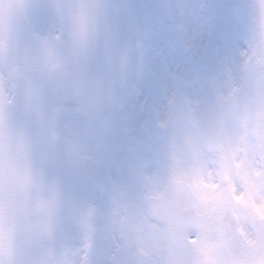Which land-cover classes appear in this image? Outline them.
Listing matches in <instances>:
<instances>
[{
	"label": "snow or ice",
	"instance_id": "1",
	"mask_svg": "<svg viewBox=\"0 0 264 264\" xmlns=\"http://www.w3.org/2000/svg\"><path fill=\"white\" fill-rule=\"evenodd\" d=\"M261 8L264 13V0ZM40 11L49 17L47 30L34 23ZM120 15L119 6L87 0H46L30 6L33 58L25 64L23 79L0 88V110L7 106L20 111L25 105L32 109L23 137L0 124V219L8 216L13 199L19 202L21 197L30 208L48 214L52 255L47 264H177V249L199 252L206 243L204 227L191 224L182 208L183 198L196 191L195 185L177 187L163 169L149 165L160 145L156 140L149 143L147 137L154 128L169 132L179 131L189 121L207 124L214 116L210 81L239 93L237 99L264 96V32L258 43L251 33L238 62L203 80L187 67L161 66L164 94L152 102L146 99L139 106L142 119L126 117L122 129L128 153L146 163L140 169L133 167L127 182L109 177L107 205L101 208L81 193L99 189V178L89 176L88 164L100 169L104 161L88 152L79 134L62 131L60 122L75 111L93 123H103L110 100L109 73L126 78L133 56L132 46L121 43ZM196 39L193 36L192 42ZM201 48L207 52L206 45ZM49 62L61 71L50 73ZM194 87L199 88L195 94ZM254 119L257 136L247 155L256 173L264 174V143L259 139L264 136V115L257 112ZM238 155L240 163L244 156ZM40 260L35 238H21L12 264H40ZM241 264H264V253L244 257Z\"/></svg>",
	"mask_w": 264,
	"mask_h": 264
},
{
	"label": "rangeland",
	"instance_id": "2",
	"mask_svg": "<svg viewBox=\"0 0 264 264\" xmlns=\"http://www.w3.org/2000/svg\"><path fill=\"white\" fill-rule=\"evenodd\" d=\"M45 2L46 0H0V5L13 4L15 12L11 19L19 31L16 34V40L6 38L4 42H1L3 50L5 43H8L7 46L14 44L24 47L29 41L28 20L25 18L26 14H30L29 5ZM127 3V11L120 15L122 45L130 44L133 52L139 50L143 53H153L158 57L159 69L164 65L187 67L194 70L200 79L224 66L238 62L240 52L247 47L251 33L254 36V42L258 43L261 32H264L261 0H128ZM4 10L5 6L1 5L0 22L2 21L1 12ZM44 14L43 12L42 16ZM37 15L40 16V14ZM48 18H42L40 23L35 21L34 23L43 30H47ZM6 20L7 13L3 18V21ZM4 25L5 22H2V26ZM178 25H182V28ZM7 31L5 30L3 35H6ZM193 36L197 37L194 43ZM190 43L191 47H189ZM203 45L207 46V52L202 50ZM32 58L31 53L29 57L13 60L17 67L12 70H9L7 62V65L2 68V75L8 72L7 75L11 73L12 77L7 80L0 75V88L4 85L11 86L17 80L23 79L25 64ZM138 62L141 61L132 60L129 69L137 71L142 68L137 64ZM2 63L0 56V64ZM159 74L162 78V74ZM212 84L220 103H224V111L227 115L230 113L227 121L231 123L235 117L247 121V125L239 122L237 129L230 132L227 141L232 142L234 150L238 149L239 153L243 154L244 166L253 175L250 186L254 190V195L258 193L264 195V174L256 173L247 155L252 141V135L248 138L247 133L254 127L253 132L257 134L254 116L257 112L264 115V96L257 97L254 94L251 99H237L239 93H231ZM197 92V87H194L193 93ZM163 94L164 89L160 83L159 97ZM19 122H21L20 115H16L13 109L5 106L0 110V124L11 126L16 130L15 126H18ZM232 135L235 138L232 139ZM259 139L264 143V136H260ZM263 201L264 197L260 202L258 201V206L262 205ZM261 207L264 209V205Z\"/></svg>",
	"mask_w": 264,
	"mask_h": 264
},
{
	"label": "flooded vegetation",
	"instance_id": "3",
	"mask_svg": "<svg viewBox=\"0 0 264 264\" xmlns=\"http://www.w3.org/2000/svg\"><path fill=\"white\" fill-rule=\"evenodd\" d=\"M72 113V114H71ZM71 114V115H69ZM63 127L69 128L73 126L75 134H79L81 139L86 143L88 152L94 156L101 158L104 161V166L112 168V160L107 153L108 141L101 129L97 127L86 115H81L75 111L67 112V116L63 117ZM83 155V154H82ZM142 160V159H141ZM152 165V164H149ZM142 168V167H141ZM209 169H212L211 176ZM165 173L169 180H175L178 184L185 185L191 182L195 185L194 191V212L193 214L202 221L200 223L204 227L205 245L196 253H192L196 258V264H222L225 259L221 256L220 251V166L216 165L213 160L206 158L200 166L189 172L187 178L177 171L173 166L165 168ZM117 180L125 181L119 176L115 175ZM109 188V186H108ZM88 192L85 191L81 195L85 199L94 200L101 208L107 205V192ZM29 209L37 210L28 207L25 200L23 202H12V208L9 213L12 214L14 219H25L29 215ZM190 214V213H188ZM19 249V246H17ZM245 251H249L245 247ZM177 264H185V257L189 253L177 249L175 251ZM147 255V250H145ZM220 257H222L220 260Z\"/></svg>",
	"mask_w": 264,
	"mask_h": 264
},
{
	"label": "clouds",
	"instance_id": "4",
	"mask_svg": "<svg viewBox=\"0 0 264 264\" xmlns=\"http://www.w3.org/2000/svg\"><path fill=\"white\" fill-rule=\"evenodd\" d=\"M189 221L191 224L196 225L197 223H200L198 219L195 217L194 214H189ZM194 231V229H193ZM185 264H196V258L192 253H189L185 257Z\"/></svg>",
	"mask_w": 264,
	"mask_h": 264
},
{
	"label": "water",
	"instance_id": "5",
	"mask_svg": "<svg viewBox=\"0 0 264 264\" xmlns=\"http://www.w3.org/2000/svg\"><path fill=\"white\" fill-rule=\"evenodd\" d=\"M108 80H109V78H108Z\"/></svg>",
	"mask_w": 264,
	"mask_h": 264
}]
</instances>
